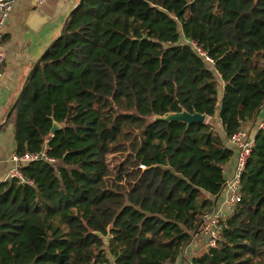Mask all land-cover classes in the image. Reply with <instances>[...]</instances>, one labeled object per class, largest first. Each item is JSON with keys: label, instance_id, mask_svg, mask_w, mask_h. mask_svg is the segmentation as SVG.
Here are the masks:
<instances>
[{"label": "trees", "instance_id": "obj_1", "mask_svg": "<svg viewBox=\"0 0 264 264\" xmlns=\"http://www.w3.org/2000/svg\"><path fill=\"white\" fill-rule=\"evenodd\" d=\"M263 106L264 0H84L4 125L16 155L46 146L55 163L22 165L32 186L0 183V264H182L231 138ZM182 110L219 115L225 138L155 121ZM254 138L221 240L189 264H264V130Z\"/></svg>", "mask_w": 264, "mask_h": 264}, {"label": "crops", "instance_id": "obj_2", "mask_svg": "<svg viewBox=\"0 0 264 264\" xmlns=\"http://www.w3.org/2000/svg\"><path fill=\"white\" fill-rule=\"evenodd\" d=\"M79 2L80 0H48L38 6L34 0H15L11 19L4 30L6 60L3 77L0 79V125L9 113V108L18 98L25 80L54 40L59 37L69 14ZM219 92L221 98L223 83H220ZM263 121L264 106L256 122L244 125L245 131L249 136L254 137L258 131L257 125ZM207 122L225 138L219 115L214 119L207 117ZM13 154H15L14 129L12 124H8L0 132V183L7 180L9 171L14 168V164L10 161ZM234 165L235 159L225 166L226 178L232 175ZM202 243L206 244V239L201 234H197L186 254H189L190 248L195 250ZM206 249L205 246V249L201 250Z\"/></svg>", "mask_w": 264, "mask_h": 264}, {"label": "built area", "instance_id": "obj_3", "mask_svg": "<svg viewBox=\"0 0 264 264\" xmlns=\"http://www.w3.org/2000/svg\"><path fill=\"white\" fill-rule=\"evenodd\" d=\"M38 6L45 4L48 0H34ZM15 0H0V79L3 77V67L6 60L4 48V30L8 25ZM194 51L206 62L213 64V60L207 55L202 47L194 41H188ZM258 130H264V121L258 124ZM231 145L236 150L235 165L232 175L226 179L221 197L218 201L216 209L205 217V222L198 234L206 239L207 249H215L222 236V226L234 211L236 205L240 202L241 178L246 169L248 161L252 155L255 146V138L248 135L243 129L238 131L230 140ZM10 161L14 164L8 175L7 180L16 179L23 185H33V181L26 179L20 167L31 163L45 161L54 164L55 160L48 155V148L37 154L27 153L25 155L13 154ZM141 169H145L141 166ZM94 264V263H93ZM173 264V263H168Z\"/></svg>", "mask_w": 264, "mask_h": 264}, {"label": "water", "instance_id": "obj_4", "mask_svg": "<svg viewBox=\"0 0 264 264\" xmlns=\"http://www.w3.org/2000/svg\"><path fill=\"white\" fill-rule=\"evenodd\" d=\"M83 1L84 0H80L79 5L74 10H72V12L69 14L68 19L74 15V13L82 5ZM68 19H67V21H68ZM67 21L65 22V25L67 24ZM43 56L36 63V65L34 66L33 70L31 71L30 75L27 77L26 81H28V79L31 77L32 73L36 70V68L38 67V65H39L41 59L43 58ZM24 91H25V85L23 86V88H22L18 98L16 99L14 105L12 106L11 110L7 114L4 122L0 125V130L9 121V119L11 118V116H12L15 108L17 107V105L19 103V100L22 97ZM155 121H162V122H167V123L181 122V123L186 124L189 127L192 124H203V123H205L207 121V116L206 115H202V114H198V113L191 114V113L187 112L186 110H182L181 112H177V113L173 112V113H167V114H165L163 116H156L155 117ZM62 128H63V125L58 124V123L55 122L53 124L52 129H51V134L54 135L56 132H58ZM97 235H99V234H97Z\"/></svg>", "mask_w": 264, "mask_h": 264}, {"label": "rangeland", "instance_id": "obj_5", "mask_svg": "<svg viewBox=\"0 0 264 264\" xmlns=\"http://www.w3.org/2000/svg\"><path fill=\"white\" fill-rule=\"evenodd\" d=\"M4 45H5V41H4ZM206 244L202 243L197 249H193L190 248V252L189 254H186V258L182 259L183 263L182 264H189V261L196 255H198L199 253H201L203 250H201L202 248L205 249ZM191 247V246H190Z\"/></svg>", "mask_w": 264, "mask_h": 264}]
</instances>
